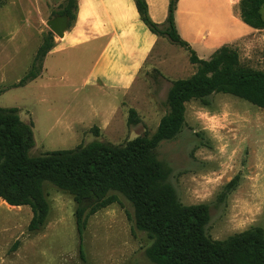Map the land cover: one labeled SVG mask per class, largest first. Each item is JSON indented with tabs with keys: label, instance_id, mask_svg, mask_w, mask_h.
I'll use <instances>...</instances> for the list:
<instances>
[{
	"label": "rangeland",
	"instance_id": "rangeland-1",
	"mask_svg": "<svg viewBox=\"0 0 264 264\" xmlns=\"http://www.w3.org/2000/svg\"><path fill=\"white\" fill-rule=\"evenodd\" d=\"M50 1L0 0V105L16 107L22 120L33 123L30 156L97 140L121 145L153 135L169 110L174 81L198 69L189 52L166 37L133 88L119 93L117 101H102L104 94L81 86L80 80L77 88L67 85L70 73L65 71L70 72L71 65L57 57L46 56L42 74L18 86L50 30L48 21L63 10L62 4ZM225 45L238 51L244 66L264 71L260 31ZM130 108L138 112L137 123L128 122ZM153 156L182 203L209 206L206 232L212 239L222 240L251 226L264 228V108L227 93L191 100L180 132L161 141ZM44 191L50 212L38 231L28 229L29 206L0 199V264H155L146 253L152 240L135 227L134 206L122 193L117 202L89 217L82 257L73 195L49 182Z\"/></svg>",
	"mask_w": 264,
	"mask_h": 264
},
{
	"label": "trees",
	"instance_id": "trees-1",
	"mask_svg": "<svg viewBox=\"0 0 264 264\" xmlns=\"http://www.w3.org/2000/svg\"><path fill=\"white\" fill-rule=\"evenodd\" d=\"M149 29L167 37L189 52L198 69L188 78L174 81L169 110L153 135L137 137L125 144L93 141L75 149H60L30 156L35 145L33 123L25 122L16 107L0 105V199L12 206L32 210L30 231L42 229L50 212L44 191L49 182L73 195L80 254L89 217L125 195L134 206L135 227L152 240L148 257L155 264H264V228L251 226L225 239H212L206 232L209 206L186 205L166 182L167 172L153 154L159 143L174 138L185 123L186 103L213 93H227L264 108V71L246 67L235 48L219 47L209 59L201 58L179 33L175 13L179 0H170L164 23L152 20L146 0H135ZM264 0H240L242 20L264 30L261 8ZM61 14L76 17L77 0H65ZM55 35L49 30L32 63L16 85L22 86L42 74L44 59L53 48ZM139 121L130 108V124ZM99 134V128H94Z\"/></svg>",
	"mask_w": 264,
	"mask_h": 264
},
{
	"label": "crops",
	"instance_id": "crops-1",
	"mask_svg": "<svg viewBox=\"0 0 264 264\" xmlns=\"http://www.w3.org/2000/svg\"><path fill=\"white\" fill-rule=\"evenodd\" d=\"M64 1L50 3L60 5ZM239 1H178L177 29L201 58L209 59L219 46L234 45L252 31H260L264 37V30L242 20ZM146 2L152 20L164 23L170 0ZM261 12L264 18V4ZM164 39L166 37L152 32L144 23L135 0H77L74 21L63 37L55 35L54 46L47 57L70 63V72L65 71L66 75L70 73L69 79H65L70 87L77 88V80H80L81 86L104 94L102 101L108 97L117 101L119 93L133 88L146 61ZM82 67L85 70L79 74ZM98 107L106 108V105Z\"/></svg>",
	"mask_w": 264,
	"mask_h": 264
},
{
	"label": "water",
	"instance_id": "water-1",
	"mask_svg": "<svg viewBox=\"0 0 264 264\" xmlns=\"http://www.w3.org/2000/svg\"><path fill=\"white\" fill-rule=\"evenodd\" d=\"M48 26L55 35L63 37L69 26V17L67 14L56 16L48 21Z\"/></svg>",
	"mask_w": 264,
	"mask_h": 264
}]
</instances>
